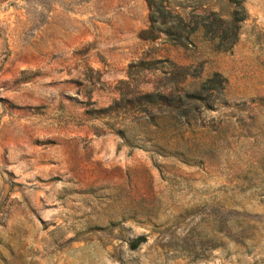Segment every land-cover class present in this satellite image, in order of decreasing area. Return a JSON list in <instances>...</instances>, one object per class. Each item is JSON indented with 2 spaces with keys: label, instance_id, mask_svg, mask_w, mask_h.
I'll use <instances>...</instances> for the list:
<instances>
[{
  "label": "rangeland",
  "instance_id": "rangeland-1",
  "mask_svg": "<svg viewBox=\"0 0 264 264\" xmlns=\"http://www.w3.org/2000/svg\"><path fill=\"white\" fill-rule=\"evenodd\" d=\"M152 1L0 0V264H264V0Z\"/></svg>",
  "mask_w": 264,
  "mask_h": 264
},
{
  "label": "trees",
  "instance_id": "trees-1",
  "mask_svg": "<svg viewBox=\"0 0 264 264\" xmlns=\"http://www.w3.org/2000/svg\"><path fill=\"white\" fill-rule=\"evenodd\" d=\"M147 5H148V8H149V11L151 12L152 9L155 7V4L152 0H145ZM167 4V2H166ZM168 5V4H167ZM169 6H166L165 8H163L164 10L168 9ZM163 10V11H164ZM159 13V11L157 12ZM149 21H150V28L148 30H145L142 32V36H140L142 39L144 40H148V39H155L154 37H146L145 34L151 32L154 30V24L156 23V18L152 15V13L150 14V18H149ZM165 24V23H164ZM214 24V23H213ZM178 27L181 29V31L183 33L186 34L185 37H182L179 35H177L173 40L172 42L177 45V46H180V47H184L185 45H191L193 46L194 43L192 41L189 40V36L192 35L195 31H196V28H189L188 25L184 24L182 22V20H179V25ZM171 29L172 27H169L165 32L164 34L168 37H171V35H175L173 34V32H171ZM212 29V28H210ZM181 39H184V41H182ZM232 45V43H231ZM219 48H217L218 50ZM187 115V113H184L183 116ZM129 141V140H128ZM143 242H145V239L144 238H139L137 240H135L134 242L131 243L130 245V248L131 250H135L137 249Z\"/></svg>",
  "mask_w": 264,
  "mask_h": 264
}]
</instances>
